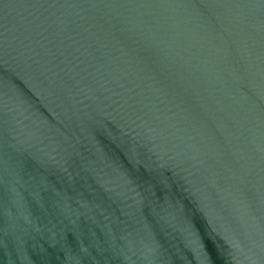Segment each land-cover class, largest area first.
Here are the masks:
<instances>
[{"label":"water","instance_id":"1","mask_svg":"<svg viewBox=\"0 0 264 264\" xmlns=\"http://www.w3.org/2000/svg\"><path fill=\"white\" fill-rule=\"evenodd\" d=\"M0 264H264V0H0Z\"/></svg>","mask_w":264,"mask_h":264}]
</instances>
